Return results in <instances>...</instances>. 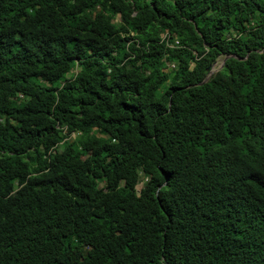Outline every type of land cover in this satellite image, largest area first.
<instances>
[{"label": "trees", "instance_id": "1", "mask_svg": "<svg viewBox=\"0 0 264 264\" xmlns=\"http://www.w3.org/2000/svg\"><path fill=\"white\" fill-rule=\"evenodd\" d=\"M0 264H264V0H0Z\"/></svg>", "mask_w": 264, "mask_h": 264}, {"label": "water", "instance_id": "2", "mask_svg": "<svg viewBox=\"0 0 264 264\" xmlns=\"http://www.w3.org/2000/svg\"><path fill=\"white\" fill-rule=\"evenodd\" d=\"M226 56H227V55H226ZM226 56L222 57V59H221V61L219 62L218 66L215 65V64L217 63V61L214 62V64L212 65V67H213L214 65H215V66H214L213 68L211 67V68L209 69L207 75H206L205 78L203 79L204 81L208 79V77H209V75L211 74V72L215 71L216 69H218L219 67L222 66V64H223V62H224Z\"/></svg>", "mask_w": 264, "mask_h": 264}, {"label": "rangeland", "instance_id": "3", "mask_svg": "<svg viewBox=\"0 0 264 264\" xmlns=\"http://www.w3.org/2000/svg\"><path fill=\"white\" fill-rule=\"evenodd\" d=\"M221 59H222V56L219 57L217 63L215 64L216 66H218V64H219V62L221 61ZM73 135H74V133H72V136H73ZM143 181H144V180H140V181L138 182V184H137V188H138V189L143 185Z\"/></svg>", "mask_w": 264, "mask_h": 264}, {"label": "bare ground", "instance_id": "4", "mask_svg": "<svg viewBox=\"0 0 264 264\" xmlns=\"http://www.w3.org/2000/svg\"><path fill=\"white\" fill-rule=\"evenodd\" d=\"M214 66H215V65H214ZM214 66H213V67H214ZM213 67H212V68H213Z\"/></svg>", "mask_w": 264, "mask_h": 264}]
</instances>
